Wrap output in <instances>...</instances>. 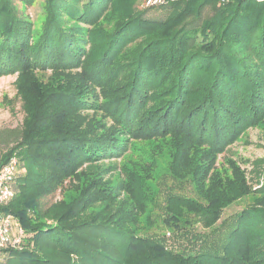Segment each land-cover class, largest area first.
<instances>
[{
  "label": "trees",
  "instance_id": "trees-1",
  "mask_svg": "<svg viewBox=\"0 0 264 264\" xmlns=\"http://www.w3.org/2000/svg\"><path fill=\"white\" fill-rule=\"evenodd\" d=\"M136 1L45 0L36 28L13 0H0V75L19 73L26 111L20 127H0L1 163L13 154L23 163L5 209L25 237L5 264H264V188L222 243L213 235L205 244L209 233L188 219L219 236L224 209L248 191L238 169L210 174V155L264 126V0H181L165 21L144 18ZM212 1L217 13L186 31L183 20ZM49 70L47 79L37 73ZM130 138L175 142L172 175L189 178L200 198L166 197L161 217L183 248L131 227L146 209L145 175L126 168L117 183L103 163ZM68 179L75 191L44 207ZM121 190L135 214L116 207ZM193 238L200 245L191 249Z\"/></svg>",
  "mask_w": 264,
  "mask_h": 264
},
{
  "label": "rangeland",
  "instance_id": "rangeland-1",
  "mask_svg": "<svg viewBox=\"0 0 264 264\" xmlns=\"http://www.w3.org/2000/svg\"><path fill=\"white\" fill-rule=\"evenodd\" d=\"M181 0L171 2L165 0L162 5L148 7L145 5V0H137L134 3L136 11H141L144 18L148 20H167L169 17L176 14L184 6L183 3H178ZM13 3L22 16L31 20L33 25L38 28L43 24L46 13L44 12L45 0H13ZM178 4V6L176 5ZM181 4V5H180ZM215 1L201 4L200 7L194 10V13L189 14L183 20V28L186 31H198L208 19H211L218 11ZM113 14H110V17ZM151 36L159 35L158 30L151 32ZM200 39V38H199ZM190 45L195 43V38L189 40ZM38 75L47 79L51 70L43 73L37 71ZM19 73L11 72L0 75V127H20L26 116L24 108V100L20 95L17 87V79ZM241 136L235 141L229 143L223 152L216 155H210L212 158V169L210 174H217L221 179H227L228 176L235 174V169L242 172L248 191L235 199L223 211V214L215 227L221 226L220 235H216L212 228H205L198 221L196 216L188 218L195 224V231L200 234H208L209 244L213 235L217 241L222 243L226 239L227 230L230 229L231 223L236 221L239 213L248 206L256 203L264 188V126L255 125L243 129ZM173 143L172 139L154 138L151 140L130 138L129 147L119 156L110 159H105L103 163L112 167V177L118 183L125 178V169H135L139 173L145 175L144 179L148 189L146 192V209L138 216V221L132 222L131 227L140 235H149L158 238H166L169 245L175 247H185L186 241L181 237L173 236L172 229L167 226L162 220V215L165 211V200L169 194H179L199 198L194 185L189 178L179 180L172 175L171 162L173 159ZM2 149H0L1 153ZM195 160L197 154L193 155ZM198 160V159H197ZM196 160V162H197ZM263 162L261 167H256L253 162ZM23 164V163H22ZM190 176V175H189ZM210 177V176H209ZM116 183V184H117ZM74 188L71 187L69 179L64 187L59 188L56 192L43 198L42 205L48 207L57 200L63 198L64 193H72ZM200 199V198H199ZM204 201V199H203ZM116 207H122L130 213H136V203L130 194L125 191H119L116 198ZM50 222V220H49ZM214 231V232H213ZM211 232H213L211 234ZM212 236V237H211ZM180 239V240H179ZM188 248H196L200 242L191 239ZM195 245V247H193ZM203 245V244H202Z\"/></svg>",
  "mask_w": 264,
  "mask_h": 264
},
{
  "label": "built area",
  "instance_id": "built-area-1",
  "mask_svg": "<svg viewBox=\"0 0 264 264\" xmlns=\"http://www.w3.org/2000/svg\"><path fill=\"white\" fill-rule=\"evenodd\" d=\"M164 3L165 0H145L148 7ZM1 159L0 153V264H5L7 258L11 256V250L21 248L25 237V230L19 219L5 209L17 193L15 185L23 172V164L16 154L9 156L2 163Z\"/></svg>",
  "mask_w": 264,
  "mask_h": 264
}]
</instances>
